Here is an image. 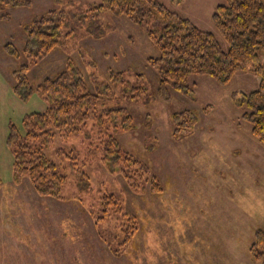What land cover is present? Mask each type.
I'll return each instance as SVG.
<instances>
[{"label":"rangeland","instance_id":"1","mask_svg":"<svg viewBox=\"0 0 264 264\" xmlns=\"http://www.w3.org/2000/svg\"><path fill=\"white\" fill-rule=\"evenodd\" d=\"M27 1L29 7L8 9L11 20L0 21V226H10L0 231V264H262L254 260L250 248L255 231H264V147L251 136L231 99L234 92L256 90L258 76L239 71L219 86L209 77L193 75L188 80L191 96L171 90L169 102L154 100L145 106L142 97L132 102L127 97L136 93L134 87L143 86L154 96L158 84L156 71L146 62L157 57L158 50L139 26L110 12L85 23L74 18L102 0ZM156 2L214 35L227 51L211 20L223 0ZM51 10L63 20L62 36L74 32L64 46L31 67L27 75L31 87L56 75L71 58L90 91H94L90 71L110 87L98 103L99 112L124 108L133 119L128 131L107 122L100 128L89 120L81 132L54 138L44 152L67 178L61 200L39 197L27 179L13 184L12 154L6 145L9 126L21 129L26 115L43 111L47 104L36 91L26 100L14 93L12 72L27 59L14 60L3 48L8 44L22 50L23 26ZM96 25L105 29L103 38L87 35ZM112 71L123 72L125 83L113 85ZM183 110L192 113L195 125L192 134L177 143L170 137V116ZM108 135L158 178L162 193L152 194L148 188L134 192L99 158L84 161ZM71 162L87 179L70 172ZM104 193L116 195L123 210L137 220L131 240L119 254L110 249L105 236L113 237L115 249L122 229L96 224L88 214L89 207L98 208ZM20 247L27 251L24 258L17 253Z\"/></svg>","mask_w":264,"mask_h":264},{"label":"trees","instance_id":"2","mask_svg":"<svg viewBox=\"0 0 264 264\" xmlns=\"http://www.w3.org/2000/svg\"><path fill=\"white\" fill-rule=\"evenodd\" d=\"M223 2L216 7L211 20L228 45L225 52L214 35L201 31L189 20L169 12L156 0H102L99 5L87 7L82 13L75 14L74 18L79 23H85L103 12L124 16L139 26L157 48L158 56L146 60L158 75L156 94L150 96L143 86L134 87L132 90L136 93L127 97L132 102L140 97L145 106L154 100L169 102L171 90L191 96L192 88L188 80L193 75L209 77L219 86L228 84L239 71L258 76L259 85L256 90L249 93L234 92L231 99L235 108L241 110V120L249 124L251 136L264 147V0ZM29 6L27 0H0V21L11 20L8 9ZM62 22L56 10L35 16L29 24L23 26L26 41L22 50L17 51L8 44L3 48L6 55L14 60L22 57L27 59V62L19 64L12 72L14 93L26 100L36 91L47 104L43 111L26 115L22 119L21 129L9 126L6 145L11 149L13 160L12 183L19 185L23 179H27L39 197L55 200L62 199L61 191L67 178L60 173L58 165L46 157L44 151L57 135H75L84 129L89 120L100 128L106 122L114 123V128L122 131H128L133 125L132 117L124 108L103 112L97 110L100 99L108 96L111 89L90 71L94 89L90 91L82 72L71 58H67L64 68L56 75L43 79L35 89L31 87L27 77L31 67L54 49L64 46L66 39L74 32L70 30L62 36ZM105 33L103 26L96 25L87 35L100 39ZM138 78L141 80L142 76ZM109 79L113 85L125 83L123 72H109ZM170 118V137L174 142L178 143L192 134L195 123L190 111L174 113ZM102 140L89 150L84 161L99 158L109 169L120 173L128 188L134 192L147 188L155 195L163 192L158 178L143 163L122 149L114 136L108 135L107 139ZM69 165L73 175L87 179L77 169V163L71 162ZM98 200V208L89 207L88 214L96 224L105 222L109 226H118L117 232L122 229V240H119L115 249L113 237L105 236L106 240L111 241H107L110 249L119 254L131 240L137 220L123 210L122 201L116 195L104 193ZM107 231L105 229L103 232ZM250 253L255 261L264 264L263 230L255 231Z\"/></svg>","mask_w":264,"mask_h":264},{"label":"crops","instance_id":"3","mask_svg":"<svg viewBox=\"0 0 264 264\" xmlns=\"http://www.w3.org/2000/svg\"><path fill=\"white\" fill-rule=\"evenodd\" d=\"M10 226H0V231L9 228ZM17 227H24V226H17ZM20 254L21 258L25 257V253H27L26 249L22 250L21 247L19 248V251L17 252Z\"/></svg>","mask_w":264,"mask_h":264}]
</instances>
